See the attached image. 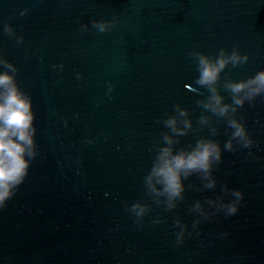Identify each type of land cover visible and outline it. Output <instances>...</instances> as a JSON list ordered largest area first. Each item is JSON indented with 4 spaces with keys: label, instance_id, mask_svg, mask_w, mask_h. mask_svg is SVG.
<instances>
[{
    "label": "water",
    "instance_id": "1",
    "mask_svg": "<svg viewBox=\"0 0 264 264\" xmlns=\"http://www.w3.org/2000/svg\"><path fill=\"white\" fill-rule=\"evenodd\" d=\"M93 20L115 24L100 33ZM236 45L249 60L221 74L226 103L225 79L264 70V0H0V55L32 99L38 153L0 210V264H264V96L236 113L253 146L224 150L232 130L197 103L209 93L195 84L190 56ZM177 104L189 110L193 130L176 148L212 138L222 160L214 189L193 174L184 199L167 210L143 179L155 142L169 131L158 120ZM202 115L212 117L215 135ZM224 185L244 198L235 215L213 216L216 206L204 201L223 195ZM137 201L151 205L140 223L125 210ZM176 219L188 229L180 244Z\"/></svg>",
    "mask_w": 264,
    "mask_h": 264
},
{
    "label": "clouds",
    "instance_id": "2",
    "mask_svg": "<svg viewBox=\"0 0 264 264\" xmlns=\"http://www.w3.org/2000/svg\"><path fill=\"white\" fill-rule=\"evenodd\" d=\"M27 11L28 9H25L21 14ZM114 24L115 20H93L91 26L100 33H104ZM81 30L87 31L88 25H82ZM4 31L10 35L14 34V29L8 24H5ZM22 39L21 37L20 40ZM190 56L196 62L199 73L195 84L205 88L209 93L205 99H199L197 103L205 112L226 118L227 125L232 130L223 149L235 151L237 146L251 148L255 141L250 136L245 123L236 117V113L246 101L252 102L256 97L264 96V70L239 81L225 79L223 88L231 94V103H226L219 87L221 74L230 64L236 67L246 63L249 56L239 51V45L234 46L231 53L226 49H220L216 56L199 51L190 53ZM0 66L5 69L3 74H0V210H2L16 195L19 186L24 183L30 164L38 153L32 99L17 82L16 66L2 55H0ZM59 67L62 68L63 65ZM81 75L77 73L78 78ZM112 87L109 85V92L112 91ZM190 90L198 92V88ZM160 122L169 131L162 133L161 139L157 140L153 146L154 161L143 179V184L156 205H163L167 210H172L184 199V181L193 174L199 176L204 189H214L217 186V179L213 173L222 160V148L217 140L205 137L198 139L194 145L176 148V145L180 143L179 138L193 130L189 110L179 104L175 106L173 114L165 113L160 117L158 123ZM199 123L201 126L208 125L213 135L216 134L217 130L211 116H200ZM222 191L223 195L215 199L208 198L204 202L216 206L213 216L222 211L225 217H231L238 212L244 194L238 189H229L227 185H224ZM229 195L234 199L226 200L225 196ZM161 197L165 200H161ZM200 208L201 203L198 200L191 210ZM125 210L132 215L135 222L140 223L151 211V205L137 201L126 206ZM202 219L210 220L211 217L203 214ZM200 222L201 220L195 219L192 228L196 229ZM155 223L160 221L157 220ZM175 224L180 229L176 233L177 243L180 244L183 243L188 229L180 219H176ZM188 234L191 235V233Z\"/></svg>",
    "mask_w": 264,
    "mask_h": 264
}]
</instances>
